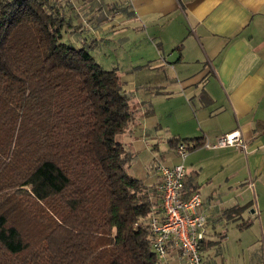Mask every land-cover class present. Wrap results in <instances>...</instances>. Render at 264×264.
Returning a JSON list of instances; mask_svg holds the SVG:
<instances>
[{
    "label": "trees",
    "instance_id": "obj_1",
    "mask_svg": "<svg viewBox=\"0 0 264 264\" xmlns=\"http://www.w3.org/2000/svg\"><path fill=\"white\" fill-rule=\"evenodd\" d=\"M82 32L51 0H0V264H159L160 194L115 140L132 94L94 47L62 41Z\"/></svg>",
    "mask_w": 264,
    "mask_h": 264
},
{
    "label": "crops",
    "instance_id": "obj_2",
    "mask_svg": "<svg viewBox=\"0 0 264 264\" xmlns=\"http://www.w3.org/2000/svg\"><path fill=\"white\" fill-rule=\"evenodd\" d=\"M94 1L102 33L135 46L125 70L111 69L132 94L133 119L115 137L130 175L157 189L156 165L181 162L169 141L198 145L183 161L184 196L199 194L207 220L202 264H264V0ZM232 132L245 151L211 146ZM159 264L186 263L170 243Z\"/></svg>",
    "mask_w": 264,
    "mask_h": 264
},
{
    "label": "built area",
    "instance_id": "obj_3",
    "mask_svg": "<svg viewBox=\"0 0 264 264\" xmlns=\"http://www.w3.org/2000/svg\"><path fill=\"white\" fill-rule=\"evenodd\" d=\"M205 144V143H204ZM209 147L208 144H205ZM214 148L235 147L245 151V144L238 132L224 134L215 140ZM175 153L180 163L173 166L156 165L158 176L157 190L160 194V207L147 219L152 234L151 248L158 261L167 255V246L172 243L181 253L186 264H202L200 245L204 238L207 220L198 212L200 196L193 192L184 196L186 169L183 161L187 148L178 143Z\"/></svg>",
    "mask_w": 264,
    "mask_h": 264
},
{
    "label": "rangeland",
    "instance_id": "obj_4",
    "mask_svg": "<svg viewBox=\"0 0 264 264\" xmlns=\"http://www.w3.org/2000/svg\"><path fill=\"white\" fill-rule=\"evenodd\" d=\"M51 3L56 8L61 9V12L67 20L83 28V32L79 34L81 41L73 34H65L62 41L72 47H76L75 43L77 42L78 44L79 42L86 43V47H94L90 50V54L102 69L111 70L113 66L120 65L125 70L127 63H129L131 59H134L135 50L133 49H135V46L130 43L127 48L121 47L120 49V45L117 41L112 42L110 40L111 34L104 35V33H102L103 31H101V29L99 30L103 21L101 19L98 20L103 15L101 2L98 3L94 0H51ZM119 6H125L124 2L122 5H118V7ZM91 29H93V31ZM115 35L116 34H114V38L118 39ZM92 41H94V44L91 43ZM116 71L118 70L116 69Z\"/></svg>",
    "mask_w": 264,
    "mask_h": 264
}]
</instances>
